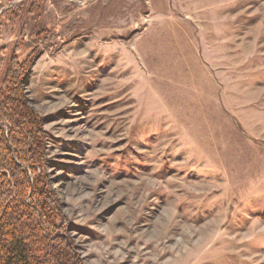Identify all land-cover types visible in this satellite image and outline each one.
Returning <instances> with one entry per match:
<instances>
[{
	"label": "rangeland",
	"instance_id": "obj_1",
	"mask_svg": "<svg viewBox=\"0 0 264 264\" xmlns=\"http://www.w3.org/2000/svg\"><path fill=\"white\" fill-rule=\"evenodd\" d=\"M29 1L0 17V77L33 57L83 263L264 264V0Z\"/></svg>",
	"mask_w": 264,
	"mask_h": 264
},
{
	"label": "trees",
	"instance_id": "obj_2",
	"mask_svg": "<svg viewBox=\"0 0 264 264\" xmlns=\"http://www.w3.org/2000/svg\"><path fill=\"white\" fill-rule=\"evenodd\" d=\"M29 3L35 19L39 5ZM2 7L10 25L24 9L17 0ZM31 59L14 52L0 77V264H84L50 184L42 117L26 96Z\"/></svg>",
	"mask_w": 264,
	"mask_h": 264
}]
</instances>
